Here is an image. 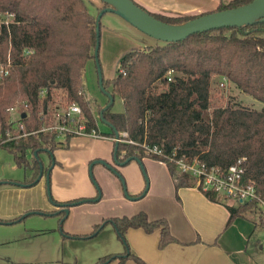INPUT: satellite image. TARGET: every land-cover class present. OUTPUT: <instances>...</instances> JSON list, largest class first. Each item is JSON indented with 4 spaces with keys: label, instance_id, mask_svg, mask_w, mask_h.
<instances>
[{
    "label": "trees",
    "instance_id": "trees-1",
    "mask_svg": "<svg viewBox=\"0 0 264 264\" xmlns=\"http://www.w3.org/2000/svg\"><path fill=\"white\" fill-rule=\"evenodd\" d=\"M89 1L0 0V12L16 14L11 38L7 33L4 35V45L8 48L12 44L14 66L11 74L0 83V146L8 149L19 165L25 166V184H35L40 173L35 153L53 151L63 143L56 141L55 134L43 132L5 141L11 129L8 108L19 102L18 99L28 103L25 110L29 115L21 119L28 131L41 127L39 113L46 102L40 99V92L44 87L64 90L69 101L81 104L90 118V128L96 127L89 101L79 94L85 90L84 73L95 56L98 36L97 16L90 11ZM134 1L157 19L170 24H181L213 12L170 15L149 11ZM252 1L230 0L220 3L214 11ZM102 3L103 8L108 6ZM25 49L32 51L27 57L23 56ZM169 71H173L171 81L168 80ZM215 77H225L242 92L264 103L263 20L241 27L197 32L181 41L164 42L125 54L118 75L104 78L105 89H110L114 100L119 96L124 106L122 112L112 111L114 104L104 112V117L114 127L128 133L126 141L118 143L117 159L125 162L130 157L142 160L149 156L165 162L179 189L194 186L195 178L179 174L175 163L148 154L144 145H159L167 153L176 147L180 154L191 158L198 156L208 165L222 168L246 157L245 177L257 182L258 191L264 197V109L230 102L212 108ZM111 136L115 137L113 131ZM70 140L69 137L67 141ZM115 144L116 141L114 150ZM205 194L215 201L218 196L215 192ZM228 209L227 226L236 218L249 215L257 216L264 225L255 201L237 202ZM108 223L114 224L127 245L125 235L130 228H142L147 233L159 230L161 249L177 242L167 219L150 220L145 211L132 216L110 217L103 227L95 225V231H101ZM126 253L106 255L96 264H110L115 260L117 264H125L130 259L137 264H147L136 254L129 252L125 256Z\"/></svg>",
    "mask_w": 264,
    "mask_h": 264
},
{
    "label": "rangeland",
    "instance_id": "rangeland-1",
    "mask_svg": "<svg viewBox=\"0 0 264 264\" xmlns=\"http://www.w3.org/2000/svg\"><path fill=\"white\" fill-rule=\"evenodd\" d=\"M88 6L98 16L104 4L90 0ZM157 44L164 41L144 33L118 13L110 11L103 15L98 57L88 62L83 81L85 99L96 117L99 136H74L69 142L65 138L58 139L57 142L69 143V146L53 149L55 159L61 164L54 166L49 186L46 174L38 183L27 187L2 183L0 191L29 190L26 195L29 205L26 211L14 215L13 206L0 194V264H96L101 257L124 253L130 248L113 223H108L101 231H95V225L103 227L110 217L132 216L141 211L157 219L173 210L176 203L172 194L173 177L166 163L149 156L126 164L117 162L113 157V130L101 120L99 113V108L107 104L108 96L99 85L98 63L105 79L114 78L125 54ZM53 94L52 107L64 104L63 100L69 101L64 90H54ZM229 102L264 109L263 102L242 92L225 77H215L211 107ZM123 109L122 99L116 96L112 111L122 112ZM14 127L11 132L17 136ZM38 157L44 167L50 164L47 150H41ZM99 159L105 163H96L91 174V164ZM24 179L25 166L19 165L11 152L0 146V181L23 183ZM219 196L237 203L223 194ZM75 199L84 202L72 205L67 217L57 214L59 204ZM16 218L18 220L12 222ZM257 234L259 239L254 242L260 240L261 243L255 251L262 255L260 261L264 264V248H260L264 245V225L259 224ZM115 263L117 260L110 264Z\"/></svg>",
    "mask_w": 264,
    "mask_h": 264
},
{
    "label": "crops",
    "instance_id": "crops-1",
    "mask_svg": "<svg viewBox=\"0 0 264 264\" xmlns=\"http://www.w3.org/2000/svg\"><path fill=\"white\" fill-rule=\"evenodd\" d=\"M136 1L152 12L191 15L214 11L220 3L225 4L230 0ZM28 191L25 188H10L1 190L0 194L3 200L13 206L12 213L15 215L28 209ZM172 194L176 201L173 210L157 219L168 220L177 242H171L161 249L159 230L147 233L142 228H130L125 235L130 252L147 264H262V255L255 251L261 242H254V239H259V218L251 215L238 217L227 226L230 217L228 206H233L234 203L220 198L219 195L216 201L211 200L193 186L177 189L174 179ZM255 235L257 238H254ZM260 248L263 249L264 245ZM132 261L134 260H127L125 264Z\"/></svg>",
    "mask_w": 264,
    "mask_h": 264
},
{
    "label": "built area",
    "instance_id": "built-area-1",
    "mask_svg": "<svg viewBox=\"0 0 264 264\" xmlns=\"http://www.w3.org/2000/svg\"><path fill=\"white\" fill-rule=\"evenodd\" d=\"M16 22V14L13 11L0 12V83L3 82L12 72L14 62L11 55L12 44L7 48L4 45V35L7 33L11 38L12 25ZM32 51L25 49L23 56H28ZM124 72V70H122ZM173 71H169L168 80H172ZM62 90L59 88L44 87L40 92V99L46 102V107L40 111L41 127L39 130L28 131L25 123L21 119L29 114L25 110L28 107L26 101H19L15 105L8 108L11 115V129L7 132V139L12 140L36 134L37 132L50 133L56 135V141L61 138H72L74 136L98 137L97 120L93 114L96 127L90 128V118L85 110L78 102L63 100L64 104L52 107L53 91ZM80 95L86 97L85 90L79 92ZM26 116H23V115ZM17 128L18 135H13L12 128ZM127 132H120L119 138L113 139L119 142L126 141ZM4 141V142H5ZM60 143V142H59ZM148 154L165 158L175 163L177 172L180 174H188L195 178L196 187L203 193L215 192L217 195L223 194L226 198L235 200L236 202L255 201L258 204L260 214L264 219V197L258 191V185L255 180L248 179L246 175V157L237 159L236 162L227 168L219 166H210L198 156L189 157L186 154H180L175 147L172 152L167 153L164 148L159 145H144Z\"/></svg>",
    "mask_w": 264,
    "mask_h": 264
},
{
    "label": "water",
    "instance_id": "water-1",
    "mask_svg": "<svg viewBox=\"0 0 264 264\" xmlns=\"http://www.w3.org/2000/svg\"><path fill=\"white\" fill-rule=\"evenodd\" d=\"M100 1L107 3L108 6L103 8L100 11L99 15L97 16L96 27H97L98 36H97L95 53H94L96 57H98L99 47H100L101 18L106 12H110V11L118 13L127 21L131 22L133 25L138 27L144 33L156 39L162 40L164 42L181 41L197 32H206L223 27H234V26L241 27L260 20L264 21V0H253L248 4H244L238 7L213 11L181 24H170L157 19L150 12H148L147 10L143 9L141 6L136 4L134 0H100ZM98 74H99V85L101 87V90L108 96L109 99V102L100 111V118L104 123H106L108 126L111 127V129L115 133V137L119 138L120 131L104 117V112L114 104V97L104 87V76L99 63H98ZM23 116L26 115L24 114ZM118 143L119 141L116 140L115 150H114V159L116 161H118L117 159ZM35 156L37 157L40 165V173L35 181V183H38L40 179L43 177L45 167L42 164L41 160L39 159L37 152L35 153ZM132 159H138V158L130 157L125 162H121V164H126ZM96 163H105V161L102 159L94 161L90 166L91 174H92V168ZM53 166L54 163L52 164V167ZM52 167L49 169L47 174L48 186L50 184V171ZM2 183H12L19 186L33 185V183L25 184L21 182H13V181H0V185ZM98 199L99 198H97L96 200ZM83 202L84 200H79L68 205L72 206L76 204H81ZM67 213H69L68 209H67ZM129 252L130 251H127L125 256H127Z\"/></svg>",
    "mask_w": 264,
    "mask_h": 264
},
{
    "label": "flooded vegetation",
    "instance_id": "flooded-vegetation-1",
    "mask_svg": "<svg viewBox=\"0 0 264 264\" xmlns=\"http://www.w3.org/2000/svg\"><path fill=\"white\" fill-rule=\"evenodd\" d=\"M69 146V143L68 144H61V145H59L58 147H62V148H65V147H68ZM114 151V150H113ZM49 152V154H50V164L48 165V166H45V168H44V174H48V171H49V169L52 167V164L54 163V166L55 165H57V164H61V162H59V161H57L56 159H55V157H54V154H53V152H54V150L53 151H48ZM113 157H114V152H113ZM117 162H119V163H121L120 161H117ZM54 166L52 167V169H51V171H50V175H51V172H52V170H53V168H54ZM44 174H43V176H44ZM77 199H75V200H70V201H65V202H62L61 204H59L58 206L60 207V211L59 212H57V214H61L62 216H63V218L64 217H67L68 216V214L69 213H67V209H70V205H68V204H71V203H73V202H75ZM61 205V206H60Z\"/></svg>",
    "mask_w": 264,
    "mask_h": 264
}]
</instances>
